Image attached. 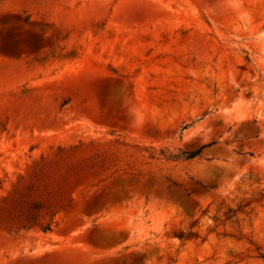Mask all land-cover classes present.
Here are the masks:
<instances>
[{
	"label": "rangeland",
	"instance_id": "1",
	"mask_svg": "<svg viewBox=\"0 0 264 264\" xmlns=\"http://www.w3.org/2000/svg\"><path fill=\"white\" fill-rule=\"evenodd\" d=\"M59 147L77 207L0 264H264V0H0V200Z\"/></svg>",
	"mask_w": 264,
	"mask_h": 264
},
{
	"label": "trees",
	"instance_id": "2",
	"mask_svg": "<svg viewBox=\"0 0 264 264\" xmlns=\"http://www.w3.org/2000/svg\"><path fill=\"white\" fill-rule=\"evenodd\" d=\"M75 149L59 147L52 156L42 155L27 174L19 176L0 200V227L15 232L39 227L48 232L53 229L59 212L77 207L75 193L86 185L91 175L88 165L73 159ZM202 149L184 151L175 157L194 159ZM95 202L84 199L82 204L88 205L90 211Z\"/></svg>",
	"mask_w": 264,
	"mask_h": 264
}]
</instances>
